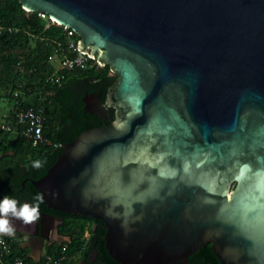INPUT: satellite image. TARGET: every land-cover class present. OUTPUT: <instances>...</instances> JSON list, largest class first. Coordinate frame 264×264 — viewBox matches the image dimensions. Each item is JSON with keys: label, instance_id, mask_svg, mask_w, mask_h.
<instances>
[{"label": "water", "instance_id": "obj_1", "mask_svg": "<svg viewBox=\"0 0 264 264\" xmlns=\"http://www.w3.org/2000/svg\"><path fill=\"white\" fill-rule=\"evenodd\" d=\"M20 1L118 75L105 102L84 97L110 122L32 181L43 201L101 219L121 264L186 262L208 243L221 264H264V0Z\"/></svg>", "mask_w": 264, "mask_h": 264}, {"label": "trees", "instance_id": "obj_2", "mask_svg": "<svg viewBox=\"0 0 264 264\" xmlns=\"http://www.w3.org/2000/svg\"><path fill=\"white\" fill-rule=\"evenodd\" d=\"M0 29V199L8 195L18 201V206L36 204V197L42 194L30 180L23 186L24 179L42 177L66 144L81 132L110 122L90 113L85 108L84 97L100 93L105 102L109 87L118 75L112 72L110 65H100L94 59L84 68L58 71L62 55L57 51V43L70 39L68 30L49 23L37 11H27L20 0H0ZM73 38L78 42L81 36L75 33ZM28 106L44 110L47 119L43 135L49 143L34 144L23 133L16 112ZM110 111L114 118V109ZM37 160L42 162L38 169L32 167ZM39 211L63 217L66 226L62 232L69 239L60 245H48L41 260H35L28 256V249L19 237L12 240L10 236L0 235L9 240L10 250L3 256L6 263L15 264L14 258L20 257L23 264H77L80 261L121 264L108 252L106 228L101 219L66 213L49 207L44 201L39 202ZM93 221L98 223L96 229H93ZM175 264L221 262L208 243L186 262Z\"/></svg>", "mask_w": 264, "mask_h": 264}, {"label": "built area", "instance_id": "obj_3", "mask_svg": "<svg viewBox=\"0 0 264 264\" xmlns=\"http://www.w3.org/2000/svg\"><path fill=\"white\" fill-rule=\"evenodd\" d=\"M39 14L41 17L48 19V22L51 24H59L64 26V28L68 30V35L70 36V39L66 43L63 42L57 43V51L62 55V57L58 60L59 61L58 71L60 70L62 71L64 69H73L76 67L84 68L86 64L90 61V59L93 58L87 52H83L79 49L78 43L80 40L77 42L73 38L76 31L68 26L59 23L55 18H53L46 12L40 11ZM16 119L18 123L23 125V133L34 144H39L42 142L49 143V141L46 140V138L43 135L45 123L47 119L43 109L37 108L35 106L20 108L16 112ZM5 127L7 129H10L9 126H5ZM54 146L58 147L61 146V144L54 143ZM16 237H17L16 235L10 236L12 240H16ZM24 240L25 238L20 239L21 242ZM8 242L9 240H7L6 237L0 238V264H8L3 259L4 253L10 250V246ZM14 263L23 264V260L20 257H15Z\"/></svg>", "mask_w": 264, "mask_h": 264}, {"label": "flooded vegetation", "instance_id": "obj_4", "mask_svg": "<svg viewBox=\"0 0 264 264\" xmlns=\"http://www.w3.org/2000/svg\"><path fill=\"white\" fill-rule=\"evenodd\" d=\"M29 180L32 182L33 180H36V179H32L29 177L25 178L23 181V186ZM43 212H45V211H41L40 215ZM46 213H50V214L55 215V216H60V215H56V214L51 213V212H46ZM10 220H11V223L13 224V226L16 230L15 235L17 237H19L20 239L25 238V240L22 241V244H23L24 248L28 249V256L31 257L32 259H35V260H41V258L46 253V248L48 245H50V244L60 245L61 243H64L66 240L69 239V237L66 236L62 232L63 227L66 226L64 218H63V221H61L60 223H57V232L54 231V227H55L54 224H47V226L45 228H42L41 216L35 223L29 224V225H25L20 220H17L15 218H10ZM92 225H93V229H96L98 227V223L95 221L92 222ZM103 226H104V224H103ZM42 229H43V231H42ZM41 233H44L46 235V237L43 238V242L41 241V243H42L41 253H40V255L37 256L36 252H33V250L29 247V244L31 243V244H34L35 246H37L38 243L40 242V240H38V234H41ZM89 235H90V233L87 232L86 236H89ZM93 257L95 258V253H93ZM80 263H81V261L78 262L77 264H80Z\"/></svg>", "mask_w": 264, "mask_h": 264}, {"label": "clouds", "instance_id": "obj_5", "mask_svg": "<svg viewBox=\"0 0 264 264\" xmlns=\"http://www.w3.org/2000/svg\"><path fill=\"white\" fill-rule=\"evenodd\" d=\"M32 167L38 169L42 167V162L34 161ZM36 200V204L24 203L18 207L16 199L8 195L3 196L0 199V235H15L16 230L10 218L20 220L25 225L35 223L40 218L39 202H43L40 196H37Z\"/></svg>", "mask_w": 264, "mask_h": 264}, {"label": "rangeland", "instance_id": "obj_6", "mask_svg": "<svg viewBox=\"0 0 264 264\" xmlns=\"http://www.w3.org/2000/svg\"><path fill=\"white\" fill-rule=\"evenodd\" d=\"M3 122H5V120H2Z\"/></svg>", "mask_w": 264, "mask_h": 264}]
</instances>
